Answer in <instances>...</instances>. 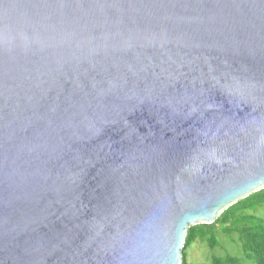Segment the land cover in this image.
Masks as SVG:
<instances>
[{
    "label": "water",
    "instance_id": "obj_1",
    "mask_svg": "<svg viewBox=\"0 0 264 264\" xmlns=\"http://www.w3.org/2000/svg\"><path fill=\"white\" fill-rule=\"evenodd\" d=\"M264 189V0H0V264H182Z\"/></svg>",
    "mask_w": 264,
    "mask_h": 264
},
{
    "label": "trees",
    "instance_id": "obj_2",
    "mask_svg": "<svg viewBox=\"0 0 264 264\" xmlns=\"http://www.w3.org/2000/svg\"><path fill=\"white\" fill-rule=\"evenodd\" d=\"M262 208L264 189L227 208L214 223L190 227L185 250L197 241L214 249L219 245L218 236L221 235L237 246L239 252L238 255L215 256L212 264H264V218L257 215ZM182 264H190L186 252H183Z\"/></svg>",
    "mask_w": 264,
    "mask_h": 264
},
{
    "label": "rangeland",
    "instance_id": "obj_3",
    "mask_svg": "<svg viewBox=\"0 0 264 264\" xmlns=\"http://www.w3.org/2000/svg\"><path fill=\"white\" fill-rule=\"evenodd\" d=\"M257 215L264 218V208L258 210ZM218 240L219 245L214 249L209 248L206 243H201L199 241L186 250L183 248V252L187 254V262L190 264H212L211 260L215 256L221 257L225 256L227 253L230 255H238L237 252H239V248L234 246L230 240H227L221 235L218 236Z\"/></svg>",
    "mask_w": 264,
    "mask_h": 264
}]
</instances>
